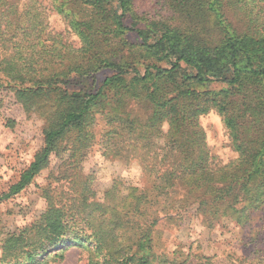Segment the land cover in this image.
Segmentation results:
<instances>
[{
    "label": "trees",
    "instance_id": "1",
    "mask_svg": "<svg viewBox=\"0 0 264 264\" xmlns=\"http://www.w3.org/2000/svg\"><path fill=\"white\" fill-rule=\"evenodd\" d=\"M50 1L77 34L79 47L49 30L36 0L23 8L0 0V91H14L26 111L50 103L40 112L46 120L43 148L0 193V203L31 185L54 155L62 164L56 185L44 192L46 211L5 240L2 263H34L55 249L64 258L80 245L90 254L88 264H212V257L200 253L155 250L153 228L188 210L208 228L223 219L245 227L264 209V0H155L153 14L139 11L149 0ZM131 33L141 40L139 50H132ZM103 69L113 74L96 92L68 90ZM139 87L145 88L141 94L135 93ZM109 89L117 91L116 103L101 110ZM140 95L147 117L130 108L131 98ZM212 111L237 154L225 164L216 162L200 122ZM98 113L110 128L107 142L124 145L123 138L136 136L150 142V154L153 139H165L152 153L159 161L142 156L147 191L129 185L121 194L125 184L117 181L103 202L95 200L91 177L78 168ZM152 197L159 198L151 204L157 210L140 211ZM139 212L147 222L129 218Z\"/></svg>",
    "mask_w": 264,
    "mask_h": 264
},
{
    "label": "rangeland",
    "instance_id": "2",
    "mask_svg": "<svg viewBox=\"0 0 264 264\" xmlns=\"http://www.w3.org/2000/svg\"><path fill=\"white\" fill-rule=\"evenodd\" d=\"M15 1L23 8L29 0ZM36 1L44 8L49 30L64 33L72 45L79 47L81 43L77 34L70 29L68 22L53 10L51 1ZM154 3L155 0L143 3L139 9L140 13L153 14ZM167 15H169L168 12ZM127 24L131 26L130 21H127ZM128 41L132 44V50H139L138 45L141 40L136 33L128 34ZM112 74V70L103 69L87 77L88 80L82 85L70 83L67 88L70 92L81 89L86 92H96L105 78ZM127 83L133 84L132 82ZM211 87L219 89L222 85L213 84ZM206 89L199 87L200 91ZM144 91V87H139L134 92L141 94ZM116 92L115 89L105 92L103 99L106 104L101 110H109L110 106L116 103ZM142 98L141 95L132 97L130 108L134 114L147 117L149 111L144 106ZM47 104L50 103L41 101L37 109L26 111L14 91H0V193L8 191L9 186L19 180L22 172L29 167L43 148V131L46 120L40 112L43 113L42 109L46 108ZM200 122L206 132L208 146L212 154L216 156V162L225 164L235 159L237 154L230 145L229 134L220 115L212 111L202 116ZM106 123L103 115L98 113L92 123V128L89 129L93 134V139L87 143L78 168L81 175L91 177V187L95 192V200L98 202L104 201L105 196L117 181L125 184L119 186L121 194L127 193L126 188L129 185L147 191L150 180L143 169L142 156L150 162L159 161L161 157L157 158L152 153L165 145L164 138L155 137L152 141L155 143L152 146L154 151L148 154L147 151L151 147L150 142L140 140L136 136L127 135L123 138L125 141H122L124 145L116 144L120 140L107 142L110 136L108 137L106 132L110 128L106 126ZM162 126V132H167L166 122ZM135 144L142 149L133 151V147L129 145ZM122 146L124 149L119 150ZM107 149L109 153H105ZM61 165L60 159L54 155L48 167L37 175L31 185L20 194L0 203V264H3L2 244L5 240L31 227L46 211L47 200L44 192L50 193L46 188L49 186L54 188L56 185L55 177L62 171ZM158 199V197L150 198L149 203L140 205L139 210L143 211L146 207L152 210L151 212L157 210V205L152 206L151 204H155ZM129 218L133 221L147 222V216L140 212L139 215H131ZM249 224V226L241 227L223 219L216 227L208 228L202 223L201 216H196L195 211L188 210L181 214L180 218H165L157 224L153 228L152 242L155 250L164 251L167 254L176 251L183 254L193 252L210 256L212 264H234L237 259L241 258L247 261L258 260L264 264V209L256 212ZM60 254L61 250L55 249L37 258V262L34 263H28L26 258L20 260L24 264H88L90 255L80 245L68 249L64 258H61Z\"/></svg>",
    "mask_w": 264,
    "mask_h": 264
}]
</instances>
